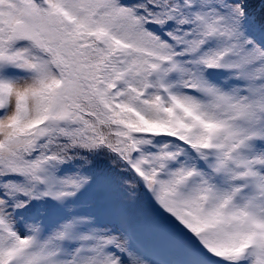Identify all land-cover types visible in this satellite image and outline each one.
Wrapping results in <instances>:
<instances>
[{
  "label": "snow or ice",
  "instance_id": "6c2138e0",
  "mask_svg": "<svg viewBox=\"0 0 264 264\" xmlns=\"http://www.w3.org/2000/svg\"><path fill=\"white\" fill-rule=\"evenodd\" d=\"M0 264H264V0H0Z\"/></svg>",
  "mask_w": 264,
  "mask_h": 264
}]
</instances>
